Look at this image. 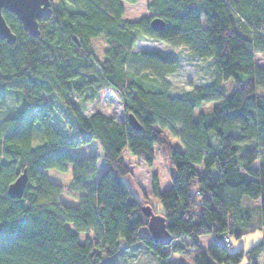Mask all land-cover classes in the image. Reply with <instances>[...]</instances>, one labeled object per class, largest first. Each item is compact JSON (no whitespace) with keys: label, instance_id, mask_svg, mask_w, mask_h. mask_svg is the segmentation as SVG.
<instances>
[{"label":"trees","instance_id":"trees-1","mask_svg":"<svg viewBox=\"0 0 264 264\" xmlns=\"http://www.w3.org/2000/svg\"><path fill=\"white\" fill-rule=\"evenodd\" d=\"M137 2L58 0L38 19L37 37L2 10L15 41L0 39V110L6 90L18 91L20 99L14 114L0 120V264H114L109 255L135 244L162 258L191 248L194 264H238L243 256L245 264H258L260 256L264 264V0H149L148 15L126 18V4ZM155 16L164 21L162 29L151 28ZM140 35L209 59L212 81L170 93L165 77L178 67V56L133 51ZM100 37L106 45L101 56L92 47ZM227 79L233 90L225 94ZM105 88L121 101L123 121L100 112L85 116L70 99L87 93L83 99L90 101ZM49 95L73 114L76 142L64 139L54 124ZM209 101H217L209 119L195 118V108ZM36 123L43 142L32 146ZM173 133L183 149L173 143ZM91 141L104 160L96 179L94 168L85 171L92 156L76 157L71 149ZM155 149L170 166L166 188L155 173L150 181L162 207L152 210L165 217L173 238L163 246L148 231L145 203L125 181L130 169L124 152L150 166ZM70 165L71 188L82 191L76 207L57 200L62 187L44 171ZM24 168L23 194L11 197L7 186ZM253 209L258 224L251 226ZM255 228L262 236L249 248L229 251L223 244L224 236ZM81 232L92 237L81 242ZM206 233L217 240L203 248L199 238Z\"/></svg>","mask_w":264,"mask_h":264},{"label":"rangeland","instance_id":"rangeland-1","mask_svg":"<svg viewBox=\"0 0 264 264\" xmlns=\"http://www.w3.org/2000/svg\"><path fill=\"white\" fill-rule=\"evenodd\" d=\"M57 1L58 0H52V4L55 5ZM148 1L149 0H138L135 4L127 3L125 7V17L128 19H139L144 15H148L149 12L145 9V5ZM92 47L95 53L101 56L106 45L100 37L92 40ZM142 49H158L164 53H173L178 56V67L173 73L168 74L165 77L169 84L170 93L172 94L180 93L192 85L210 83L213 79L210 60L191 55L183 46H171L167 43L154 41L140 35L133 45L132 50L138 51ZM256 59L257 62L261 61L258 56H256ZM223 84L225 94H228L233 90L231 79L224 80ZM86 95L88 94L86 93L83 96L73 94L70 98L76 106H83L81 111L83 115L87 116L93 112H100L106 115H112L117 121H123L125 118L121 101L109 88L99 91L90 101H85L83 99ZM5 96L7 104L4 109L0 110V120L14 114V110L20 99V93L13 89L6 90ZM216 103L217 101H209L203 103L200 107L195 108L194 117L198 118L200 114L208 115ZM48 104L50 106V113L53 117L54 124L57 126L64 139L70 142H76L77 136L74 128L75 118L73 114L55 95L48 96ZM207 119H209V115L207 116ZM170 136L173 143L177 145L179 149H183L182 144H180L178 139L174 137V133ZM42 142L41 126L39 123H36L34 126L32 146L39 145ZM71 149L73 155L76 157L90 158V156H92L87 160V165L85 166L87 169L85 171L94 168V173L91 177L96 179L104 165L102 151L98 144L95 141L85 144H73ZM90 160H92V162H90ZM124 161L130 169V175L125 177V181L130 185L133 192L142 202L150 204L156 211H161L162 207L160 203H158L150 193V181L151 174L155 173L161 189L166 188L169 185L170 166L166 155L155 149L153 162L150 166H147L142 160L132 156L129 152H124ZM256 165L257 164L255 163L253 164L254 167ZM198 167L200 168L201 166L198 165ZM72 169L73 166L70 165L65 171H60L55 168H47L44 169V171L51 181L60 184L62 187V192L57 200L65 205L76 207L78 205L77 196L80 195L82 191H74L71 188ZM245 198L247 199V197ZM258 213V209L251 210L250 221H247L250 222L251 226L258 224ZM68 226L71 227V224H68ZM145 230L146 229L142 228L141 231L145 232ZM261 236L262 232L259 229L246 232L240 237L231 234L229 235L231 242L226 247L229 251H235L239 247L247 249L258 241ZM91 237L92 233L81 232L79 240L83 242L86 238L90 239ZM212 237V234L209 233L200 236V244L203 248H206L213 241ZM120 244H122V241H120ZM193 257L194 252L191 248H188L184 252L171 253L166 258H162L149 249H145L141 244H135L128 248L121 246V248L118 249V252L108 256V260L114 264H171L177 261H182L185 264H194ZM246 258V256H243V259L238 264H243L246 261ZM259 264L263 263L260 262Z\"/></svg>","mask_w":264,"mask_h":264},{"label":"water","instance_id":"water-1","mask_svg":"<svg viewBox=\"0 0 264 264\" xmlns=\"http://www.w3.org/2000/svg\"><path fill=\"white\" fill-rule=\"evenodd\" d=\"M4 9L13 13L19 19L24 30L37 37L39 35L38 19L52 11V3L51 0H0V39H5L9 44H12L15 41V34L5 20L2 13ZM150 26L154 30L162 29L164 21L155 16L151 18ZM72 38L77 41L74 35ZM126 117L132 127L137 128L139 126L132 113H127ZM26 183L27 172L24 168L8 184L7 194L11 197H21ZM141 209L148 216L147 228L153 241L159 246L170 244L173 238L166 228L165 217L161 213H155L150 204H143Z\"/></svg>","mask_w":264,"mask_h":264},{"label":"crops","instance_id":"crops-1","mask_svg":"<svg viewBox=\"0 0 264 264\" xmlns=\"http://www.w3.org/2000/svg\"><path fill=\"white\" fill-rule=\"evenodd\" d=\"M125 11H126V10H125ZM125 15H126V12H125ZM127 15H128V14H127ZM258 57H259V56H258ZM259 58H260V57H259ZM255 60H256V62H257V59H255ZM260 60L262 61L261 58H260ZM261 61H260V62H257V63L260 64ZM255 164H258V161H256ZM256 166H257V165H256ZM256 166H255V167H256ZM246 201H247V200H245V202H246ZM251 202H252V204L255 205V206L258 205V203H259L258 200H256V199L252 200ZM255 229H259V228H255ZM259 230L262 232L261 229H259ZM212 236H213V237H212L213 241H214V240H217L216 237H215L213 234H212ZM230 242H231V240H230ZM246 262H247V260H246L243 264H245ZM260 262L263 263L262 256H260V257L258 258V260H257V263H258V264H259Z\"/></svg>","mask_w":264,"mask_h":264},{"label":"built area","instance_id":"built-area-1","mask_svg":"<svg viewBox=\"0 0 264 264\" xmlns=\"http://www.w3.org/2000/svg\"><path fill=\"white\" fill-rule=\"evenodd\" d=\"M229 243H230L229 237H228V236H224V237H223V244H224L225 246H227Z\"/></svg>","mask_w":264,"mask_h":264}]
</instances>
